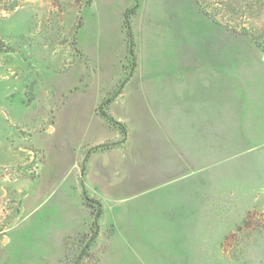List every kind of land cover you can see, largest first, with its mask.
Wrapping results in <instances>:
<instances>
[{"label": "rangeland", "instance_id": "obj_1", "mask_svg": "<svg viewBox=\"0 0 264 264\" xmlns=\"http://www.w3.org/2000/svg\"><path fill=\"white\" fill-rule=\"evenodd\" d=\"M108 101L248 112L156 212L125 166L86 174L101 130L110 157L126 139ZM0 264H264V0H0Z\"/></svg>", "mask_w": 264, "mask_h": 264}, {"label": "crops", "instance_id": "obj_2", "mask_svg": "<svg viewBox=\"0 0 264 264\" xmlns=\"http://www.w3.org/2000/svg\"><path fill=\"white\" fill-rule=\"evenodd\" d=\"M241 102L108 101L106 111L125 126L123 140L126 138V142L124 140L125 143L115 147L116 158L110 157L112 153L103 145L108 134L93 127L91 136L99 132L102 138L96 140L95 148L90 145L93 149L87 157L86 174L96 183H103L108 180L109 171L114 172L116 168L118 173L119 166L121 170L125 166L129 178L133 175L140 188L151 191L150 198L156 204V212L170 210L166 207L169 202L183 206L186 202L183 203L182 197L170 200L168 189L189 178L190 166L195 165L194 170H199L200 156H207L211 161L212 156L223 159V156L235 154L237 117L248 112ZM197 125H200V131H204L203 144L197 135ZM201 148L207 149L202 152ZM172 207L180 212L177 218L181 220L182 208ZM184 212L187 219V205Z\"/></svg>", "mask_w": 264, "mask_h": 264}, {"label": "trees", "instance_id": "obj_3", "mask_svg": "<svg viewBox=\"0 0 264 264\" xmlns=\"http://www.w3.org/2000/svg\"><path fill=\"white\" fill-rule=\"evenodd\" d=\"M135 12V7L133 8V9H130V11H128V13L126 14V18H125V26H126V31H127V38H128V44H129V51H130V53L133 55V56H135V42H134V37H133V27H132V23H131V17H130V13L129 12ZM108 104V103H107ZM103 115L105 116V117H107L108 118V120H110L111 122H113V123H116V124H119L120 126H121V128H122V130H123V132L125 133L126 132V128H125V126L122 124V123H120V122H118V121H116L115 119H114V117H112L111 116V114L109 113V112H107V111H105L104 110V112H103ZM86 199L88 200V201H90V203H88L89 205H91V206H93L92 204H91V199L89 198V197H86ZM93 202V201H92ZM101 215H102V211L101 210H99V211H97L95 214H94V218H93V221H92V223H91V226H90V231L87 233V235H89L90 234V241L91 242H93L95 239H96V237H97V235L99 234V229H100V223H99V219H100V217H101Z\"/></svg>", "mask_w": 264, "mask_h": 264}]
</instances>
